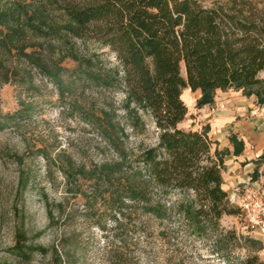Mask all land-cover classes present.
<instances>
[{
  "label": "trees",
  "instance_id": "obj_1",
  "mask_svg": "<svg viewBox=\"0 0 264 264\" xmlns=\"http://www.w3.org/2000/svg\"><path fill=\"white\" fill-rule=\"evenodd\" d=\"M53 3L59 12L56 28L96 48L77 58L72 71L96 90L85 118L113 152L109 160L76 173L90 189L89 196L75 194L90 219L98 225L108 214L126 229L136 221L174 227L172 237L202 244L197 251L220 262L264 264L260 241L221 226L223 217L241 213L222 188L223 158L208 137L209 126L181 128L188 113L181 98L186 89L200 92L197 109L211 105L216 91L230 89L264 104V80L259 78L264 72V11L250 9L246 16L244 5L234 3L229 13L199 0H46L48 6ZM46 5L32 15L18 4L1 11L0 47H16L23 18L52 30ZM24 51L32 61L34 52ZM36 65L62 84V68L41 61ZM23 107L20 103L11 116L21 115ZM13 251L26 256L20 242ZM64 259L52 248L51 264Z\"/></svg>",
  "mask_w": 264,
  "mask_h": 264
},
{
  "label": "rangeland",
  "instance_id": "obj_2",
  "mask_svg": "<svg viewBox=\"0 0 264 264\" xmlns=\"http://www.w3.org/2000/svg\"><path fill=\"white\" fill-rule=\"evenodd\" d=\"M199 1L205 7L229 13H234V3L244 5L246 16L250 9L253 13L264 11V0ZM16 4L32 15L33 9H44L46 0H0V12ZM46 8L44 15L54 21L52 30L23 18L16 47H0V264H51L54 247L64 256L63 264H227L204 250L197 251L202 246L198 242L172 237L176 234L174 227L164 229L156 223L136 221L126 229L108 214H102L98 225L90 219L83 201L75 197L76 192L89 196L90 189L87 182L77 180L76 173L109 160L113 152L95 137L85 118L96 90L72 71L77 58L92 54L96 48L56 28L59 12L55 3ZM21 48L34 52L32 61L20 52ZM102 59L112 61L107 56ZM40 61L63 69L59 72L61 85L37 67ZM259 78L264 80V72ZM199 95V91L182 92L188 113L181 128L201 130L217 115L230 114V118L236 117L234 122L210 132L221 148L238 126L256 133L259 141L264 129V104H257L255 96L246 97L242 90H218L211 105L197 109ZM115 98L120 100V94ZM20 103L23 113L11 116ZM255 146L250 144V150ZM229 169L227 166L224 178L230 195L248 185L264 197V165L257 175L249 178L248 174L233 187ZM221 226L252 238L241 215L223 217ZM17 242L25 257L14 254ZM258 255L264 260V249ZM229 259L234 261L235 257Z\"/></svg>",
  "mask_w": 264,
  "mask_h": 264
},
{
  "label": "crops",
  "instance_id": "obj_3",
  "mask_svg": "<svg viewBox=\"0 0 264 264\" xmlns=\"http://www.w3.org/2000/svg\"><path fill=\"white\" fill-rule=\"evenodd\" d=\"M229 115L230 114L217 115V117H214L213 121L205 124L209 126L208 137L213 142V148L220 152L223 158L224 168L222 172V188L228 196H230V192H228L229 186L225 184L224 178L227 166H229V170L233 173L230 182V187H233L234 185L240 183L248 174L249 178L250 175L254 177V171H257L258 174L260 172L259 167L264 165V161L259 160V158L263 155L262 151L264 150V129L260 134L258 133L259 141H257L256 133L250 132V130H246L241 126H238V128L236 127L232 134L229 135L228 143L222 148L220 147L218 141L212 138L210 135L211 130L236 120V117L230 118ZM250 144L256 145L254 151L250 150ZM251 233V237L253 239L260 241L264 245V226L261 230Z\"/></svg>",
  "mask_w": 264,
  "mask_h": 264
},
{
  "label": "built area",
  "instance_id": "obj_4",
  "mask_svg": "<svg viewBox=\"0 0 264 264\" xmlns=\"http://www.w3.org/2000/svg\"><path fill=\"white\" fill-rule=\"evenodd\" d=\"M229 200L240 210L246 228L250 232L261 230L264 226V197L262 193L248 185L236 189Z\"/></svg>",
  "mask_w": 264,
  "mask_h": 264
}]
</instances>
